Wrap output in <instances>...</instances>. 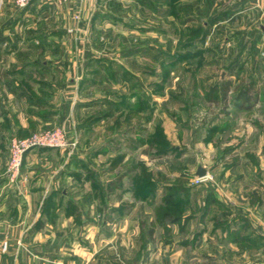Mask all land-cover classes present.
Segmentation results:
<instances>
[{
    "label": "rangeland",
    "instance_id": "obj_1",
    "mask_svg": "<svg viewBox=\"0 0 264 264\" xmlns=\"http://www.w3.org/2000/svg\"><path fill=\"white\" fill-rule=\"evenodd\" d=\"M0 58L39 62L22 82L55 111L12 138L76 144L36 208L63 264H175L164 245L208 252L216 197L264 201V0H0Z\"/></svg>",
    "mask_w": 264,
    "mask_h": 264
},
{
    "label": "crops",
    "instance_id": "obj_2",
    "mask_svg": "<svg viewBox=\"0 0 264 264\" xmlns=\"http://www.w3.org/2000/svg\"><path fill=\"white\" fill-rule=\"evenodd\" d=\"M14 60L0 58L2 64H13L7 72L0 74V264H63L60 249L50 251L58 235L55 237L44 228L48 218L38 213V205L48 189L47 194L59 195L62 191V195H66L61 184L59 187L56 182L53 186L45 185L49 175H58L63 150H33L25 157L20 184L13 186L7 178L10 139L53 123L55 114L50 104L43 106L35 101L22 82L28 76L37 75L42 65L36 61L21 62L20 65ZM47 76L51 77V74ZM260 189L255 187L252 191L259 198L254 203H238L236 199L223 201L216 197L212 206H224L226 213L208 219L207 253L197 251L206 244L204 238L201 239L206 231L199 233L197 246L194 244L192 251L188 250L193 245L185 243L169 253L166 249L170 245H162L161 252L173 255L171 262L175 260V264H264V201ZM48 196L46 205H50L52 198ZM64 220H68L67 217L57 218L56 222ZM76 256L67 261H76ZM204 259L207 263H203Z\"/></svg>",
    "mask_w": 264,
    "mask_h": 264
},
{
    "label": "built area",
    "instance_id": "obj_3",
    "mask_svg": "<svg viewBox=\"0 0 264 264\" xmlns=\"http://www.w3.org/2000/svg\"><path fill=\"white\" fill-rule=\"evenodd\" d=\"M34 0H14L19 9L29 6ZM64 4L70 0H55ZM83 2L84 0H78ZM76 144L69 143L66 134L61 129L37 133L31 137L20 139L12 138L9 145L10 157L7 168L8 182L13 186H18L22 181V169L26 155L36 149H61L73 148Z\"/></svg>",
    "mask_w": 264,
    "mask_h": 264
},
{
    "label": "trees",
    "instance_id": "obj_4",
    "mask_svg": "<svg viewBox=\"0 0 264 264\" xmlns=\"http://www.w3.org/2000/svg\"><path fill=\"white\" fill-rule=\"evenodd\" d=\"M230 87H231V83H224V86H223V99H224V101H226L227 99H228V93H229V89H230ZM240 94H244V93H240ZM246 94L248 95L247 96V98H248V100H251V98H252V96H251V88H249L247 91H246ZM251 106H248V109L250 108ZM166 220H170V221H172V220H176V218L175 219H172V217H170L169 215H167L166 216V218H165ZM178 220V219H177ZM186 219H184V221H185Z\"/></svg>",
    "mask_w": 264,
    "mask_h": 264
},
{
    "label": "water",
    "instance_id": "obj_5",
    "mask_svg": "<svg viewBox=\"0 0 264 264\" xmlns=\"http://www.w3.org/2000/svg\"><path fill=\"white\" fill-rule=\"evenodd\" d=\"M207 173H208V171L206 169L199 167L196 175L199 179H204L207 177Z\"/></svg>",
    "mask_w": 264,
    "mask_h": 264
}]
</instances>
